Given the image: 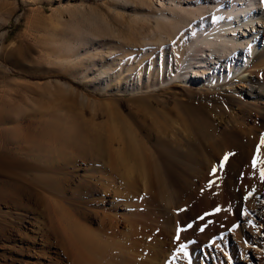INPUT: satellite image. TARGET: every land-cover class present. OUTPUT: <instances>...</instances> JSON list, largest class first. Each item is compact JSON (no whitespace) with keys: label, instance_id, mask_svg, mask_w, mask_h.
Instances as JSON below:
<instances>
[{"label":"bare ground","instance_id":"obj_1","mask_svg":"<svg viewBox=\"0 0 264 264\" xmlns=\"http://www.w3.org/2000/svg\"><path fill=\"white\" fill-rule=\"evenodd\" d=\"M157 3L151 2L153 38L143 44L149 52L159 45L161 62L145 73L127 63L126 49L118 60L126 79L115 87L102 65L98 85L114 98L88 101L103 121L72 108L83 96L63 83L26 91L25 127L1 129L0 111V134L14 144L1 145L0 173L12 172L0 174V231L16 227L10 218L26 198L37 211L32 220L18 211L22 224L35 223L32 232L17 223L28 257L0 244L9 250L0 252V264H149L134 178L140 193L162 188L177 214L175 229L201 236L187 264H232L253 242L264 250L262 226L253 221L255 214L264 219V181L252 167L257 148L264 159V0ZM20 167L25 175L13 173ZM4 204L16 207L5 211ZM187 222L196 230H184ZM215 236L216 244L207 245Z\"/></svg>","mask_w":264,"mask_h":264},{"label":"rangeland","instance_id":"obj_2","mask_svg":"<svg viewBox=\"0 0 264 264\" xmlns=\"http://www.w3.org/2000/svg\"><path fill=\"white\" fill-rule=\"evenodd\" d=\"M151 2L158 4L157 0H0V111L7 117H3L1 129H9L20 123L25 127L28 124L25 112L28 111L29 103L25 97L26 91L28 93L40 87L46 88L51 83H63L81 93L83 98L77 103H70L72 108L81 111L85 118L93 119L96 123L103 121L104 117L92 110V102L88 101V98L93 102L114 98L103 92L98 85L102 81V65L104 64L105 70L110 73V86L115 87L118 80L122 82L126 79V67L118 64L126 49L131 52V61L127 60V63L141 67L145 73L151 66H157L161 62V47L158 48L159 45L155 44L152 47L154 49L149 52L150 48L143 44V39L153 33V27H156ZM146 15L149 17L144 19ZM149 36L152 40V34ZM111 49L115 50L114 56ZM166 53L171 55L170 51ZM78 55H81L80 59H77ZM63 60L66 61L64 66L59 64ZM116 71L119 73L117 76ZM169 98L173 105L175 96L172 94ZM122 104L129 111L128 102L123 100ZM154 104L156 108H160L157 102ZM262 126L264 127L263 124ZM263 127L259 128L260 136L264 133ZM2 142L9 148L14 146L11 142L7 143L6 136L0 134V152ZM78 161L85 162L84 158H78ZM10 169L6 167L0 174H11ZM20 169L21 167L17 168L13 173L25 175ZM138 180L134 178L132 183V186L135 184L139 187L133 186L135 192L141 190ZM2 181L4 180H1V183ZM73 184L76 185L77 181ZM108 185L110 186V182L105 183V186ZM159 188L162 190L159 185L154 184L148 187L145 194L143 191H137L139 194L136 192L137 194L133 195V203L140 207L146 217L143 220L146 237L142 252L145 258L149 256L148 260L146 259L149 264H187L184 253H180L175 260L172 257L181 244L186 245L189 256V249L200 245L202 238L197 235V231H194L195 234L191 232L183 235L174 228L177 214L174 217L176 212L164 193L160 194L163 191ZM261 200L264 201V198ZM15 207L13 204L3 205L5 211ZM16 208L19 209L13 210L16 217L10 218L16 227L9 225L0 231V244L9 248L16 247L12 253L20 258H27L29 254L24 250L26 238L18 235L17 225H22L28 232H32L35 223L29 220L35 219L37 211L33 209L32 201L28 198ZM18 211L29 218H23L24 224L22 217L18 216ZM253 221L262 226L260 241L264 244V219L255 214ZM191 224L183 223L184 230H190L191 227L194 230L195 226L192 222ZM182 225H179V228H182ZM177 235L179 240L176 239ZM219 239V236L212 237L208 239L207 245H213ZM251 245V249L246 252V258L233 260L232 264H264L263 248L255 242ZM4 251L6 250L0 249V252ZM8 251L6 252L9 253Z\"/></svg>","mask_w":264,"mask_h":264},{"label":"snow or ice","instance_id":"obj_3","mask_svg":"<svg viewBox=\"0 0 264 264\" xmlns=\"http://www.w3.org/2000/svg\"><path fill=\"white\" fill-rule=\"evenodd\" d=\"M261 146L264 147V139L261 140ZM227 159H228V156H225L224 160L227 161ZM220 167H223V164H221ZM252 167L259 168L260 179L264 181V159H262V154L259 148H257L255 158L252 160ZM216 171H217V168L214 167L212 169V174L214 175ZM217 211H220V209H217ZM176 239L179 240V235H177ZM180 253H184L185 257H187L186 245L181 244L180 247L177 249L176 254L172 257V259L175 260Z\"/></svg>","mask_w":264,"mask_h":264}]
</instances>
